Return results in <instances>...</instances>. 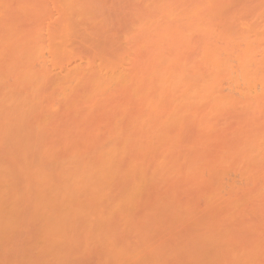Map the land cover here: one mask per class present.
Segmentation results:
<instances>
[{
  "label": "bare ground",
  "instance_id": "obj_1",
  "mask_svg": "<svg viewBox=\"0 0 264 264\" xmlns=\"http://www.w3.org/2000/svg\"><path fill=\"white\" fill-rule=\"evenodd\" d=\"M263 209L264 0H0V248L264 264Z\"/></svg>",
  "mask_w": 264,
  "mask_h": 264
},
{
  "label": "rangeland",
  "instance_id": "obj_2",
  "mask_svg": "<svg viewBox=\"0 0 264 264\" xmlns=\"http://www.w3.org/2000/svg\"><path fill=\"white\" fill-rule=\"evenodd\" d=\"M109 1H110V0H109ZM48 3H49V2H48ZM50 5H51V4H50ZM50 5H49V6H50ZM50 8H51V7H50ZM50 8H49V9H50ZM118 8H119V7L113 8L114 10L108 8L107 11H108L109 9L112 10V11H108V12H111V13H109V14L107 13V11H105V12H106L110 17L113 15L111 18H113V17L115 18L114 15L117 14V12H116L115 14H114V12H115L116 9H117V11H118ZM52 9H53V7H52ZM119 9H120V8H119ZM121 9H122V8H121ZM113 11H114V12H113ZM120 11H121V10H120ZM122 11H123L124 14H123L122 12H121L122 14H120V12H118L119 15H121V16H119V15L117 14L120 18H117L118 16H116L115 19H117V20H115L114 18L111 19V20H109V22H111V23L109 24L110 27H111V28H114V30L112 29V30H113V31H112V33H113L112 36H114V34H115V36H116V35L121 31V29H123V28L125 27V24H126V26H128V24L130 23L129 21H131V19H129V18H131V17H130L129 15H126V14H125V13L129 14L128 12H126L127 10L122 9ZM122 16L124 17V19L122 18ZM121 19H122V20H121ZM112 20H113V21H112ZM119 20H121V21H119ZM126 20H128V22H127ZM120 22H122V23H120ZM114 23H115V24H114ZM118 23H119V24H118ZM113 24H114V25H113ZM119 25H120V26H119ZM122 25H123V26H122ZM117 26H118V27H117ZM115 27L117 28V30L115 29ZM115 30H116L117 32H116ZM110 35H111V34H110ZM226 91H228V89H226ZM66 117L69 118V115L66 116ZM69 119H70V118H69ZM229 173H231V174L229 175L230 177H232V178L235 177V175H234V173H233L232 171L229 172ZM229 173H228V174H229ZM233 175H234V176H233ZM186 192H187V191H186ZM186 192H182V193H183L182 196H183V195L185 196ZM184 193H185V194H184ZM187 193H188V192H187ZM189 193H190V192H189ZM188 195H190V194H186V196H188ZM193 196H194V195H191V197H193ZM195 196H196V195H195ZM195 196H194V199H195V200H198V199H197V196H196V197H195ZM184 198H186V197H184ZM201 204H202V203H201ZM263 210H264V209H263ZM261 213H262V212H261ZM263 213H264V212H263ZM2 248H3V251H4V249H6V248H4V247H2ZM2 248H0V250H1V251H0V252H1V253H0V260L3 259L4 262H7L8 260L6 261V259L8 258V259H12V260H10V261L13 262V258H14V262H13V263H15V261L18 262V260L20 259V258L18 257V256H19L18 254L21 253V250H22V249L20 250V253H17V251H16V253H14L15 256L18 255V256H17V257H18V260H15V257L12 256L13 253H11L13 249L10 248V249H11V252H8V250H10V249H6L7 253L11 254V257H10V255L7 254L6 251L2 254V252H3V251H2ZM17 249H18V252H19V248H17ZM14 250H15V249H14ZM24 250H25V251H24ZM24 250H22V253H21L20 255L23 254V256H25V257H23L24 259H23V258H22V259H23V261L26 259V261L23 262L22 264H30V263L32 262V260L35 259V257H36V260H35L36 262L33 261L34 263L32 262L31 264H35V263H36V264H38V263H39V264H41V263H43V264H46V263L49 264L50 262H53V261H50V262H49V260H48V261H46V263H45V260H46V259H49V258H52V254H55V253L57 252V251L55 252V250H53V251H52V250H51V251L49 250V251L51 252V254H50V256H49V255L46 254V253L49 254V251H48V252H45V251H44V254L47 255V258H46V256H44V254H41L40 257H38V256H34V257H33V255H32L33 259H32V257H31V258L28 257L29 260H30V261L28 262V261H27L28 258H26V256H28V254H29L30 251H31V252H30L31 254H33V251H34V255H35V254H38V253L40 254V252H42L43 249H41V251H40L39 249H36V251L39 250V251L36 252V253H35V249H33V248L30 249V247H27V248L24 249ZM45 250H46V249H45ZM23 251H24V253L26 252L27 255H25V254L23 253ZM46 251H47V250H46ZM53 252H54V253H53ZM62 252H63V251H62ZM62 252H61V255H62L63 253H65V252H63V253H62ZM4 254H6V256H5ZM14 254H13V255H14ZM56 254H57V253H56ZM2 255H3V256H2ZM42 255L45 257L44 260L42 259V258H43ZM58 255L60 256V253H58ZM58 255H53V256H55V257H53V259L56 258L57 260H60V257H61V256L59 257ZM8 256H9L10 258H9ZM29 256H31V255L29 254ZM48 256H49V257H48ZM56 256H58V257H56ZM5 257H7V258H5ZM41 257H42V258H41ZM62 257H63V255H62ZM71 257H73V256H71ZM74 257H76V256H74ZM37 258H39V259H37ZM40 258H41V259H40ZM31 259H32V260H31ZM53 259H52V260H53ZM72 259H73V258H72ZM74 259H75V258H74ZM3 260H1V262H0L1 264H2ZM38 260H39L41 263L38 262ZM50 260H51V259H50ZM57 260H56V261H57ZM61 260H62V261H59L60 264L63 263V258H62ZM65 260H68V259L66 258ZM69 260H70V259H69ZM20 261H21V260H20ZM11 262L6 263V264H10ZM26 262H27V263H26ZM48 262H49V263H48ZM71 262H72V261H71ZM64 263H65V262H64ZM64 263H63V264H64ZM73 263H76V264H77L76 261H73ZM3 264H5V263H3ZM17 264H19V262H18ZM50 264H52V263H50ZM53 264H55V262H53ZM57 264H59V263H57ZM65 264H66V263H65ZM70 264H72V263H70ZM78 264H81V263L78 262Z\"/></svg>",
  "mask_w": 264,
  "mask_h": 264
}]
</instances>
